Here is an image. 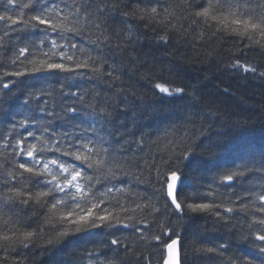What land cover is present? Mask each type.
<instances>
[{"label":"snow or ice","instance_id":"obj_1","mask_svg":"<svg viewBox=\"0 0 264 264\" xmlns=\"http://www.w3.org/2000/svg\"><path fill=\"white\" fill-rule=\"evenodd\" d=\"M149 30L156 47L175 37L197 56L234 39L222 70L264 80L241 59L264 51V0H0V264L36 252L51 264H153V251L156 264H182L193 215L230 237L194 251L264 264V142L239 143L226 165L202 161L206 183L184 193L197 153L222 149V121L196 85L153 73ZM142 68L144 92L128 84ZM233 243L246 249L227 255Z\"/></svg>","mask_w":264,"mask_h":264},{"label":"trees","instance_id":"obj_2","mask_svg":"<svg viewBox=\"0 0 264 264\" xmlns=\"http://www.w3.org/2000/svg\"><path fill=\"white\" fill-rule=\"evenodd\" d=\"M142 35L146 36V46L141 52L147 55L149 64L155 58L153 73L171 81L174 86L196 85L199 89L197 95L201 97L202 104L211 107L221 117L222 123H218L215 131L223 133L222 149H217L215 156L197 153V159L189 169L185 170L183 192L188 193L193 191L194 187L206 183L201 179L204 175L202 161L210 160L216 164L226 165L230 157L235 155L239 143L251 141L259 145L264 142V80L222 70L221 66L231 59L229 50L242 47L234 39L218 38L209 41L202 46L201 53L197 56L191 46L186 47L184 41L177 42L175 37L173 42L164 48L156 47L152 43L153 33L150 30ZM212 49L216 50L215 59L209 60L204 52ZM241 59L264 68V51L259 49L247 50ZM145 71L147 68L139 69L128 84L142 92L147 91L144 82L140 79ZM187 91H191V88ZM234 121H246L247 124L237 129L232 127ZM40 215L42 213L38 212L37 219ZM228 239H230L229 234L223 226L214 224L211 218L203 215H193L183 230L182 264H218L215 258L194 251V248L209 241L218 244ZM85 242V240L79 241L80 244ZM72 247L75 245H70L64 252L56 253V256H67ZM236 248L244 251L246 245L233 243L227 255H231ZM152 254L153 264H156L157 258L162 253L153 251ZM29 264H51V260L49 254L36 252ZM132 264H141V262L133 259Z\"/></svg>","mask_w":264,"mask_h":264}]
</instances>
